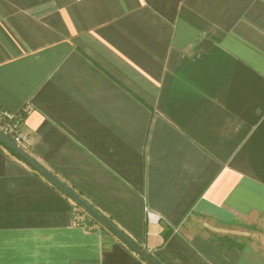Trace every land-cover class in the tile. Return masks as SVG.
I'll list each match as a JSON object with an SVG mask.
<instances>
[{"label": "crops", "instance_id": "crops-1", "mask_svg": "<svg viewBox=\"0 0 264 264\" xmlns=\"http://www.w3.org/2000/svg\"><path fill=\"white\" fill-rule=\"evenodd\" d=\"M27 105V153L161 264H264V0H0ZM31 167L0 144V264H145Z\"/></svg>", "mask_w": 264, "mask_h": 264}, {"label": "water", "instance_id": "water-1", "mask_svg": "<svg viewBox=\"0 0 264 264\" xmlns=\"http://www.w3.org/2000/svg\"><path fill=\"white\" fill-rule=\"evenodd\" d=\"M0 140L3 141L10 149H12L17 155L25 160L30 166L36 169L44 177L50 180L55 186L63 191L70 199L76 204L81 206L89 215L99 221L106 229H108L113 235H115L120 241L130 247L134 252L141 256L149 264H161L156 260L148 251L144 250L139 244L133 241L130 237L124 234L114 224L107 220L92 206L86 203L81 197H79L74 191L67 187L63 182L56 178L52 173L45 169L38 161L31 157L27 152L20 149L15 143L8 139L5 135L0 132Z\"/></svg>", "mask_w": 264, "mask_h": 264}, {"label": "built area", "instance_id": "built-area-1", "mask_svg": "<svg viewBox=\"0 0 264 264\" xmlns=\"http://www.w3.org/2000/svg\"><path fill=\"white\" fill-rule=\"evenodd\" d=\"M29 110V105L18 113L0 110V132L25 152L32 144L30 135L22 127V119Z\"/></svg>", "mask_w": 264, "mask_h": 264}, {"label": "trees", "instance_id": "trees-1", "mask_svg": "<svg viewBox=\"0 0 264 264\" xmlns=\"http://www.w3.org/2000/svg\"><path fill=\"white\" fill-rule=\"evenodd\" d=\"M0 144L4 145L7 149H9L19 160L25 162L27 164V162L25 160H23L19 155H17L12 149H10L3 141L0 140ZM30 166V165H29ZM31 167V166H30ZM33 170H35L33 167H31ZM36 171V170H35ZM53 185V184H52ZM56 189H58L55 185H53ZM59 190V189H58ZM61 191V190H60ZM62 192V191H61ZM63 193V192H62ZM67 196V195H66ZM77 207H79L80 209H82V211H84L85 213H87L81 206H79L78 204L74 203ZM98 211V210H97ZM99 212V211H98ZM101 215H103L101 212H99ZM88 214V213H87ZM89 215V214H88ZM93 221L97 222L100 226H102L104 229H106L99 221H97L94 217H92L91 215H89ZM104 216V215H103ZM105 217V216H104ZM106 218V217H105ZM107 220H109L108 218H106ZM112 224H114L111 220H109ZM115 225V224H114ZM116 226V225H115ZM117 227V226H116ZM109 233H111L108 229H106ZM112 234V233H111ZM113 235V234H112ZM210 240L212 242H214L216 245H218L220 248H230L232 245L231 243H233L234 246H236L234 244V242H232V240L228 237H217V236H210ZM231 242V243H230ZM123 243V242H122ZM128 247V246H127ZM131 251H133L130 247H128ZM152 255V254H151ZM139 256V255H138ZM153 256V255H152ZM140 259L145 263V264H149L148 262H146L141 256H139ZM156 260H158L155 256H153ZM159 261V260H158ZM161 262V261H159ZM162 263V262H161Z\"/></svg>", "mask_w": 264, "mask_h": 264}]
</instances>
